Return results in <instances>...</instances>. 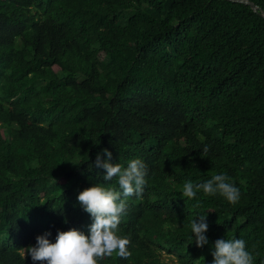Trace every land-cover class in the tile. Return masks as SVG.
Here are the masks:
<instances>
[{
  "label": "trees",
  "instance_id": "trees-1",
  "mask_svg": "<svg viewBox=\"0 0 264 264\" xmlns=\"http://www.w3.org/2000/svg\"><path fill=\"white\" fill-rule=\"evenodd\" d=\"M162 251L264 264V18L225 0H0V264Z\"/></svg>",
  "mask_w": 264,
  "mask_h": 264
},
{
  "label": "water",
  "instance_id": "water-1",
  "mask_svg": "<svg viewBox=\"0 0 264 264\" xmlns=\"http://www.w3.org/2000/svg\"><path fill=\"white\" fill-rule=\"evenodd\" d=\"M225 1L247 5L251 8V10L254 13H257L264 18V11L261 10L257 5H255L253 2H251L249 0H225Z\"/></svg>",
  "mask_w": 264,
  "mask_h": 264
},
{
  "label": "clouds",
  "instance_id": "clouds-1",
  "mask_svg": "<svg viewBox=\"0 0 264 264\" xmlns=\"http://www.w3.org/2000/svg\"><path fill=\"white\" fill-rule=\"evenodd\" d=\"M149 208L153 211L155 207L152 206V207H149ZM156 216H157V214L154 216V218H155ZM154 218H153V219H154ZM153 219H152V220H153ZM152 220H151V221H152ZM149 222H150V221H149ZM164 253H166V252H164V251L161 252V261H162L163 264H166L165 261H164V256H163ZM166 254H168V253H166ZM168 255L174 259V260H172V262H171L170 264H177V263H176V259H175V257H174L173 255H171V254H168Z\"/></svg>",
  "mask_w": 264,
  "mask_h": 264
},
{
  "label": "rangeland",
  "instance_id": "rangeland-1",
  "mask_svg": "<svg viewBox=\"0 0 264 264\" xmlns=\"http://www.w3.org/2000/svg\"><path fill=\"white\" fill-rule=\"evenodd\" d=\"M164 261L166 264H170L172 260H174L172 257H170L168 254L164 253Z\"/></svg>",
  "mask_w": 264,
  "mask_h": 264
}]
</instances>
